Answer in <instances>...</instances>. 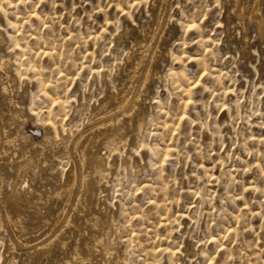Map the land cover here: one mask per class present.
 Listing matches in <instances>:
<instances>
[{
	"label": "rangeland",
	"instance_id": "374dc122",
	"mask_svg": "<svg viewBox=\"0 0 264 264\" xmlns=\"http://www.w3.org/2000/svg\"><path fill=\"white\" fill-rule=\"evenodd\" d=\"M254 4L257 20L236 18L238 9L248 13ZM151 33L156 36L153 47L161 49L155 50L154 64L151 49L143 48ZM0 36V51L12 55L17 81L10 98L0 93V106L21 98L23 110V118L12 119L16 126L11 121L5 127L8 136L18 135L21 151L31 147L29 135L36 141L52 137L44 157L33 150L31 156L36 157L34 170H43L46 180L40 206L61 225L52 230L53 222L46 225L34 213L36 206L21 210L27 238L8 225L2 229L0 264H63L76 248L84 249L89 235L85 220L101 218L98 230L103 231L108 213L116 219V252L109 256L101 248L99 254L95 236L89 243L97 250L92 263L264 264V0H0ZM151 65V79L140 94ZM124 92L142 95L139 111L131 119L119 115L121 124L106 133H94L96 141L85 150L89 194L76 205L74 190V200L64 209L54 192L71 181L77 164L72 145L83 128L92 126L90 116L101 112L103 102L115 105ZM20 150L7 152L11 157ZM2 161L4 212L15 206L9 196L18 179L15 166ZM11 238L15 248L8 245ZM49 242L45 254L32 249Z\"/></svg>",
	"mask_w": 264,
	"mask_h": 264
},
{
	"label": "bare ground",
	"instance_id": "6f19581e",
	"mask_svg": "<svg viewBox=\"0 0 264 264\" xmlns=\"http://www.w3.org/2000/svg\"><path fill=\"white\" fill-rule=\"evenodd\" d=\"M162 3V2H161ZM165 3H166V1H165ZM255 3V2H254ZM236 5H237V3H235ZM255 5H257V4H254V7L248 12V13H245L244 12V10L243 9H238L237 8V6H235V9L234 10H237L238 9V11H239V14L237 15V17L236 18H238V16H239V18H241V19H245V18H247L248 19V21L249 20H251V21H254V20H257V17H256V6ZM241 6V5H240ZM233 10V11H234ZM258 11V10H257ZM235 13V12H234ZM257 22V21H256ZM259 22V21H258ZM242 23V22H241ZM261 23V22H260ZM257 24V23H256ZM263 24V23H262ZM254 25V24H253ZM261 25V24H260ZM157 27V26H156ZM256 27H257V25H256ZM142 28H144V27H142ZM142 28H140V29H142ZM158 28V27H157ZM127 29V28H126ZM125 29V30H126ZM155 29V28H154ZM160 29V28H159ZM128 30V29H127ZM141 31V30H140ZM151 31V30H150ZM257 31V30H256ZM260 31V30H259ZM262 31V30H261ZM156 32H158L157 30H156ZM2 33V32H1ZM150 33V32H149ZM153 33V32H152ZM151 33V34H152ZM159 33V32H158ZM125 34V33H124ZM147 35H148V33H147ZM160 35V34H159ZM158 35V36H159ZM4 36V35H3ZM152 39L149 41L148 39V43H149V45L147 46V44H145L146 45V47H144L143 46V48H145V52H147V51H149L150 49H151V51H149L148 53H150L151 52V56H150V64H152L155 60H156V58H157V51H155L157 48H158V45H156L155 47H153V45H155L154 43L156 42L155 40V34L153 35L152 34ZM1 37V36H0ZM119 37V36H118ZM122 37V36H121ZM124 37V36H123ZM122 37V38H123ZM150 37V36H149ZM2 38V37H1ZM1 38H0V46H1V42H2V40H1ZM121 38V39H122ZM146 38V37H145ZM161 38V37H160ZM119 39H120V37H119ZM157 39H159V38H157ZM159 41V40H158ZM158 41H157V43H158ZM145 42H146V40H145ZM161 42V41H160ZM141 43H142V41H141ZM141 43L139 44V47H142V45H141ZM143 44V43H142ZM4 45V44H3ZM2 45V46H3ZM137 45H138V43H137ZM137 45L135 46L136 48H137ZM141 45V46H140ZM161 45V44H160ZM159 49L160 48H158V51H159ZM2 50V49H1ZM161 50V49H160ZM5 51V50H4ZM140 51V50H139ZM144 51V50H143ZM137 52V51H136ZM141 52H142V49H141ZM141 52L139 53V55L141 54ZM10 53V52H9ZM8 54V53H7ZM7 54H5V53H2V51H0V93L1 94H3V96H4V98H5V96H8V98H10V95L11 94H13L14 93V85L16 84L15 83V79H14V77H13V75H12V71L13 70H11V67H12V65H14V64H12L13 63V61H12V58H11V56L10 55H7ZM143 54V53H142ZM160 54V53H159ZM136 55V54H135ZM144 55V54H143ZM149 56V55H148ZM141 57V56H140ZM143 57V56H142ZM129 58V57H128ZM138 58V57H137ZM146 58V57H145ZM130 59H131V57H130ZM142 59H144V58H142ZM147 59V58H146ZM137 60V59H136ZM132 61H135L134 59L132 60ZM138 61V60H137ZM129 62V61H128ZM136 62V61H135ZM141 62V61H140ZM144 62V61H143ZM143 62H142V64H143ZM148 62V63H149ZM136 64V63H135ZM140 64V63H139ZM154 64V63H153ZM156 64H157V62H156ZM128 65H129V63H128ZM132 65V64H131ZM137 65V64H136ZM146 65V64H145ZM144 65V66H145ZM140 66V65H139ZM139 66H137V67H139ZM144 66H143V68H144ZM149 66V65H148ZM118 67V66H117ZM120 67V66H119ZM129 67V66H128ZM133 68H134V64H133V66H132ZM136 67V66H135ZM146 67V66H145ZM151 67H152V65L149 67V68H147V70H145V76H144V83H143V85H142V87H141V89H140V91H139V93L141 94V93H143L144 92V90H146L145 88H146V83H147V80L150 78V76H151V73H153V71L151 70ZM125 68H127V67H125ZM124 69V68H123ZM122 68H121V71L123 70ZM128 69V68H127ZM136 69V68H135ZM119 71H120V69H118ZM117 70V71H118ZM132 71V69H129V71ZM134 70V69H133ZM128 71V70H127ZM126 71V72H127ZM141 71V70H140ZM136 71H134V73H135ZM142 72V71H141ZM140 72V73H141ZM123 73H124V71H123ZM128 73H130V72H128ZM133 73V72H132ZM133 73V74H134ZM131 74V73H130ZM129 74V75H130ZM143 74H144V72H143ZM142 74V75H143ZM122 75V74H121ZM124 75V74H123ZM128 75V74H127ZM137 75V74H136ZM140 74H138L137 76H139ZM125 76V75H124ZM135 76V75H134ZM157 76H158V78L157 79H161V76L159 75V74H157ZM94 77V76H93ZM92 77V78H93ZM132 77V76H131ZM120 79H121V77H119ZM136 78V77H135ZM134 78V79H135ZM143 78V77H142ZM95 80H96V78H94ZM137 79V78H136ZM151 79V78H150ZM124 80V79H123ZM93 81V80H92ZM120 81H122V80H120ZM125 81V80H124ZM128 81V80H127ZM126 81V82H127ZM129 81H130V77H129ZM132 81H133V78H132ZM150 81V80H149ZM17 82V81H16ZM124 83V82H123ZM128 83V82H127ZM134 84V83H133ZM124 85V84H123ZM132 85V84H131ZM140 85V84H139ZM148 85H149V83H148ZM130 86V85H129ZM129 86H128V88H129ZM148 87V86H147ZM107 88V87H106ZM132 87H130V89H131ZM124 89V88H123ZM135 90H137V88L135 89L134 88V91ZM123 91H126V90H123ZM132 91V90H131ZM138 91V90H137ZM15 93H16V91H15ZM14 93V94H15ZM106 93V92H105ZM138 93V92H137ZM145 93V92H144ZM146 93H147V91H146ZM111 94V93H110ZM134 93H130V92H124L121 96H118L117 94V96L119 97L118 99H117V103L114 105H112V106H109V105H111L112 104V102H111V104H109L110 103V101H107L106 102V100L105 99H102L104 102L103 103H105V104H101L102 103V101L100 102V105H102V106H100V109L99 110H101V112L99 111V113H97L96 112V114L94 113V115L93 116H90V117H92L91 118V120H90V122L92 123V124H90V125H92L89 129L86 127V129H88L87 131H84V128L82 129V133L81 134H79V137L78 136H76V137H78V138H76L77 140H75V142H74V144L72 145V147H73V155L75 156V161H77V164H78V166H79V169L76 167L77 166V164L75 165V167H74V165H73V170H72V174H71V178H69V179H71V181L69 182V183H65V184H67V185H65V187L64 188H61V189H59L58 191H55L54 192V196L56 197V198H61L62 200H63V202H61V203H63V206H64V209L65 208H67L70 204H71V199H72V197H73V195L75 194V192H74V190H76L77 189V191H76V193L78 192V199H77V201H74V202H77L76 203V205L77 204H79V202L80 201H83L82 200V196H83V194L85 193V192H87V186H88V182H87V178H88V176H89V172L88 171H86V164H87V162H88V155H87V152L85 151V150H87L86 148L88 147V145L90 144V141L92 142V139H95V138H93L94 136V133L95 132H99V131H104V130H108V129H111V128H114L115 126H117V125H119V123L121 124V121H122V119H123V117H121V118H119V115L120 116H127L128 117V119L130 118L131 119V117H133V115L136 113V111H139V108L141 107V105L142 104H140V102H141V96L142 95H133ZM1 96V95H0ZM14 96V95H13ZM13 96H11L12 98H14ZM112 96H114V95H112ZM117 96H115L116 98H117ZM105 97V96H104ZM143 97H145V96H143ZM2 98V97H1ZM15 98H17L16 96H15ZM14 98V99H15ZM141 98V99H140ZM3 99V98H2ZM21 99V98H20ZM20 99H18V103H19V100ZM1 100V99H0ZM6 100L7 99H4V100H2V101H4L5 103H6ZM107 100H111V99H107ZM116 100V99H115ZM114 100V101H115ZM146 100V99H145ZM8 102H9V105H11V106H14L15 107V111H11V109H10V106L9 105H5V106H0V141H1V138L3 137L6 141V143H5V145H4V147H1L0 148V160L2 161V160H4L5 161V163L6 164H10V165H14L15 166V168H16V170H17V174H16V177H17V181L14 183V185H13V187H12V190H11V193H10V196H9V200L11 199L13 202H14V204H15V206H13L11 209H9L8 207L4 210V212H2L1 211V209H2V207L0 206V232H1V230L2 229H5V227L8 225L9 227H11L12 228V230L13 231H18L19 233H20V237H25L26 235H28V232H29V227H27L26 226V224L24 223V216H23V214H22V212H25V210L27 209V208H33L34 206H36V208H34V209H36L37 210V212H34V213H36V214H41L42 215V221H43V223H45L46 225L49 223H51L52 224V219H53V216L50 218V216H49V214L47 215V213L44 215V211L42 210V207L40 206V205H42L44 202H43V198L44 197H42L43 195H42V191H41V189H43L44 187H43V185H42V182L44 181V179L42 180L41 179V172L43 171H41L40 169H42L41 167L40 168H38V170H40V171H36V170H34V167L36 166H34V162L36 161H34V158H36V157H32L31 156V151L33 150L34 151V153L36 154H40V156L41 157H44V153L47 151V150H49L48 148H49V143H50V140H51V138L48 136V134L45 136V137H43V139H41V140H34V139H32V136H30L29 135V137H27L26 139H27V142L30 144V148L28 147V145L27 146H25V149H24V151H21L20 149L22 148V146H21V144H20V141H19V139H18V135L16 136V137H11V136H8V132H7V127H5V125L7 124L6 122H11L12 121V119L14 118H17V117H19V118H21L22 117V114H23V110H22V108L20 107V104H18V103H16V101L15 100H13V99H10V101H9V99L7 100ZM15 101V102H14ZM1 102V101H0ZM21 103V102H20ZM115 103V102H114ZM142 103V102H141ZM1 104V103H0ZM144 104H146V103H144ZM3 105V104H2ZM99 106V105H98ZM147 106V105H146ZM8 107H9V109H8ZM14 107H13V109H14ZM145 108H147V107H145ZM12 109V110H13ZM24 109V108H23ZM143 109V108H142ZM95 110H97V109H95ZM141 110V109H140ZM25 111V110H24ZM142 111V110H141ZM144 111V110H143ZM142 111V112H143ZM114 112H118V113H120V114H118V116H115V115H117V114H113ZM141 113V112H140ZM25 114V113H24ZM91 114V113H90ZM25 117H27V116H25ZM126 117V118H127ZM23 118V117H22ZM28 118V117H27ZM139 118V117H138ZM142 118V117H141ZM25 119V118H24ZM95 119H97V120H95ZM135 119H136V117H135ZM21 120V119H20ZM88 120V119H87ZM95 120V121H94ZM125 120V119H124ZM123 120V121H124ZM22 121V120H21ZM128 121V120H127ZM23 122H25V120H23ZM22 122V123H23ZM15 124L16 122H14V121H12V123L11 124ZM21 123V124H22ZM19 124V123H18ZM20 124V125H21ZM24 124V123H23ZM86 124V123H85ZM87 124H88V122H87ZM10 125V124H9ZM9 125H8V127H9ZM12 126V125H11ZM15 126H16V124H15ZM8 129H10V128H8ZM85 129V130H86ZM10 131H12V130H10ZM84 131V132H83ZM17 132V131H16ZM25 132V131H24ZM105 133H106V131H104ZM112 131H110V133H111ZM21 133V132H20ZM47 133V132H46ZM49 133V132H48ZM103 133V132H102ZM101 133V134H102ZM14 134V133H13ZM17 134V133H16ZM22 134V133H21ZM96 134V133H95ZM99 134V133H98ZM104 134V133H103ZM12 136H14V135H12ZM27 136V135H26ZM73 136H74V134H73ZM95 136H97V135H95ZM99 137V136H98ZM97 138V137H96ZM3 139V140H4ZM71 139V138H70ZM82 141H86V144L84 145V144H82V146L84 145V147L81 149L80 148V145H81V142ZM95 141H96V139H95ZM26 142V141H25ZM55 142V141H54ZM3 143H4V141H3ZM59 143V142H58ZM67 143V142H66ZM68 143H70L69 141H68ZM67 143V144H68ZM51 144V143H50ZM95 144H96V142H95ZM58 145V144H57ZM2 146V145H1ZM68 146V145H67ZM11 147V148H10ZM59 147V146H58ZM62 147H66V146H62ZM15 149V150H20L19 151V153L16 151V153H13L14 155H12L11 157H9V154L8 153H11V152H7V150H9V149ZM91 149V148H90ZM62 150H65V149H62ZM89 150V149H88ZM91 153H92V151H90ZM71 153H72V151H71ZM51 154H52V152H51ZM48 156V155H47ZM51 156V155H50ZM37 158H39V157H37ZM40 159V158H39ZM48 159L46 158V161H47ZM74 160V159H73ZM4 161H2V162H4ZM44 161V160H43ZM42 161V162H43ZM50 161V160H49ZM52 161V160H51ZM38 162V161H37ZM40 162H41V160H40ZM39 162V163H40ZM48 162V161H47ZM76 163V162H75ZM74 163V164H75ZM50 164H53V163H51L50 162ZM40 165V164H39ZM44 165V164H43ZM43 165H41L42 167H43ZM48 166H49V164H47ZM46 165V166H47ZM47 166V167H48ZM72 168V167H71ZM36 169V168H35ZM43 169H44V167H43ZM46 169V168H45ZM44 171H46V170H44ZM49 172V171H48ZM48 172H46V176L48 175L47 173ZM43 174V173H42ZM45 175V174H44ZM43 175V176H44ZM54 175V174H53ZM45 176V177H46ZM54 177V176H53ZM51 178V177H50ZM55 178V177H54ZM67 178V179H68ZM47 179V178H46ZM49 179V178H48ZM48 179H47V181H48ZM57 179V178H56ZM46 181V180H45ZM44 181V183H46ZM52 182V181H51ZM53 182H54V179H53ZM59 182V181H58ZM36 184H39V185H41V186H39V188L38 189H35L34 190V185H36ZM64 184V183H63ZM46 186V185H45ZM38 186H36V188H37ZM47 187H49V186H47ZM50 187H52V186H50ZM56 188V187H55ZM54 189V188H53ZM57 189V188H56ZM55 190V189H54ZM53 190V191H54ZM89 190V189H88ZM47 191H49V192H52V190H51V188H48L47 189ZM92 191H93V188H92ZM91 191V192H92ZM2 192V191H1ZM74 192V193H73ZM94 192H96V191H94ZM88 193V192H87ZM49 194V193H48ZM47 194V195H48ZM89 194V193H88ZM1 195V194H0ZM3 195V194H2ZM22 195L23 196H25V199H22ZM46 195V194H45ZM84 196H86V194L84 195ZM88 196H90V195H88ZM87 196V197H88ZM1 197V196H0ZM50 197H52V195L50 196ZM94 197V196H93ZM5 198H7V197H5ZM48 198V197H47ZM54 198V197H53ZM84 198V197H83ZM102 199V198H101ZM100 199V200H101ZM20 200H23V201H25V202H23V201H21V205H18V203L20 204V202H18V201H20ZM46 200V199H45ZM56 200H58V199H56ZM72 200H74V199H72ZM89 200H90V198H89ZM1 201V200H0ZM48 201V200H47ZM53 201H54V199H53ZM52 201V203H54ZM60 201V200H59ZM18 202V203H17ZM85 202V201H84ZM88 202V201H87ZM90 202V201H89ZM88 202V203H89ZM2 202H0V204H1ZM4 203V202H3ZM57 203V202H56ZM60 203V202H59ZM60 203V211H61V207H62V204ZM73 203V202H72ZM85 204H86V202H85ZM91 204V203H90ZM8 205V204H7ZM6 205V206H7ZM73 205H74V203H73ZM79 205H82V203L81 204H79ZM84 205V204H83ZM2 206H3V208H4V205L2 204ZM54 205H52V207H53ZM56 206V205H55ZM49 207V206H48ZM51 207V208H52ZM84 207V206H83ZM46 208V207H45ZM69 208H71L72 209V207H69ZM76 208V207H75ZM82 208V207H81ZM87 208V207H86ZM86 208H85V210H86ZM102 208V207H101ZM104 208H105V206H104ZM104 208H103V210H104ZM106 208H107V206H106ZM68 209V208H67ZM71 209H70V211H71ZM90 209V208H89ZM3 210V209H2ZM21 210H22V212H21ZM29 210V209H28ZM45 210V209H44ZM55 210H56V207H55ZM72 210H74V208L72 209ZM76 210H78V209H76ZM75 210V211H76ZM49 211V210H48ZM47 211V212H48ZM52 211V210H51ZM51 211H50V213H51ZM94 211V210H93ZM105 211H107L106 209H105ZM110 211H111V209H110ZM27 212V211H26ZM32 212V211H31ZM53 212H54V210H53ZM63 212H64V210H63ZM68 212H69V210H68ZM67 212V213H68ZM89 212H90V210H89ZM91 212H92V210H91ZM112 212V211H111ZM110 212V213H111ZM114 212V211H113ZM30 213V212H29ZM60 213V212H59ZM64 213H66V212H64ZM66 213V214H67ZM74 213H78V212H74ZM79 213H81L82 214V212L81 211H79ZM78 213V214H79ZM85 213H86V211H85ZM95 213V212H94ZM99 213V212H98ZM103 213V212H102ZM115 213V212H114ZM27 214H28V212H27ZM57 213H55L54 215H56ZM62 214V213H61ZM80 214V215H81ZM101 214V213H100ZM104 214H105V212H104ZM60 215V214H59ZM59 215H58V218H59ZM70 215V214H69ZM71 215H72V213H71ZM70 215V216H71ZM85 215V214H84ZM106 215H107V213H106ZM34 216V215H33ZM63 216V215H62ZM62 216H60L61 218H60V220L61 219H63L62 218ZM91 218H93L91 215H89ZM94 216V215H93ZM114 215H111V214H109L108 213V215L106 216V220H105V223H103V225L105 224V226L107 227V228H105L106 230H103V231H99L98 229H99V227L101 228V225H100V223H102V221L101 220H99V219H101V218H93V219H90V218H85L84 220H85V222L86 223H84V224H86V227H87V229H86V231H87V233H89V235L87 236V239H86V241H85V243H84V249H81L82 251H80V250H78L77 248H76V246H75V248H76V251H75V253L73 254V257H72V259L71 260H66L65 262H63V264H74L73 263V261H76V260H78V259H81V260H83L84 261V263L87 261V262H91L93 259H92V256L97 252V250L98 251H100L101 250V248L103 249V251H105V253L107 254V255H115V252H116V249H115V243L113 242L114 240H113V237H114V233H113V229L115 228V224H116V219H114V217H113ZM26 217H27V215H26ZM29 217H31L30 216V214H29ZM36 217V216H35ZM64 217V216H63ZM77 217H78V215H77ZM85 217H86V215H85ZM95 217H97L96 215H95ZM33 218V217H32ZM40 218V217H39ZM55 219H56V216L54 217ZM68 218V217H67ZM34 219V218H33ZM37 220H39L38 218H36ZM40 220V221H41ZM59 220V219H58ZM102 220H103V218H102ZM41 221V222H42ZM70 218H69V221L67 222V223H70ZM73 221V220H72ZM76 221V220H75ZM101 221V222H100ZM28 222V221H27ZM26 222V223H27ZM39 222V221H38ZM65 222V221H64ZM77 222V221H76ZM30 223V222H29ZM63 223V222H62ZM75 223V222H74ZM66 224V223H65ZM73 224V223H72ZM71 224V226L73 227V225ZM76 224V223H75ZM32 225V224H31ZM40 225H41V223H40ZM39 225V226H40ZM42 225H44V224H42ZM61 226L60 224H59V221H54L53 222V224H52V230H54L57 226ZM68 225V224H67ZM78 225V224H77ZM81 225V224H80ZM79 225V226H80ZM117 225V224H116ZM66 226V225H65ZM44 227V226H43ZM48 227V226H47ZM77 227V226H76ZM85 227V228H86ZM117 227V226H116ZM45 228V227H44ZM70 228V227H69ZM78 228V227H77ZM76 228V229H77ZM8 229V228H7ZM6 229V230H7ZM41 229H42V227H41ZM59 229V228H58ZM75 229V230H76ZM31 230H33V229H31ZM30 230V231H31ZM47 230V229H46ZM50 230V229H49ZM51 230V231H52ZM79 230H81V229H79ZM3 231V230H2ZM13 231H11V233L10 234H12V232ZM50 231V232H51ZM55 231V230H54ZM57 231V230H56ZM61 231V230H60ZM62 231H64V230H62ZM84 232V231H83ZM82 232V233H83ZM4 233V232H3ZM7 233V232H6ZM34 233V232H33ZM33 233H31V234H33ZM52 233V232H51ZM50 233V234H51ZM62 233V232H61ZM76 233V232H75ZM79 233V232H78ZM86 233V232H85ZM86 233V234H87ZM54 234V233H53ZM85 234V235H86ZM15 235H17V233L15 234L14 233V236ZM48 235V234H47ZM52 235V234H51ZM55 235L57 236V235H59V234H56L55 233ZM10 237L12 236V235H9ZM19 236V235H18ZM48 236H50V235H48ZM54 236V235H53ZM60 236V235H59ZM95 236H99V241H97V244L95 245V247L97 248V250H96V252L94 251L95 249H93V250H91L90 249V246H89V243H90V241L92 242V240H93V238H96ZM7 237H8V235H7ZM9 237V238H10ZM47 237V236H46ZM51 237V236H50ZM84 237V236H83ZM16 238V237H15ZM19 238V237H18ZM25 238H27V237H25ZM57 238H58V236H57ZM82 238V237H81ZM116 238V237H115ZM13 238H11L10 240H8V242H9V244L8 245H10V246H14L13 245V243H12V240ZM50 239V238H49ZM53 239V238H52ZM98 239V238H97ZM24 240V239H23ZM48 240V239H47ZM46 240V241H47ZM54 240H57V239H54ZM66 240V239H65ZM83 240V239H82ZM115 240H117V239H115ZM13 241H14V239H13ZM19 241V240H18ZM49 241V240H48ZM60 241V240H59ZM17 242V241H16ZM63 241H61V243H62ZM67 242V241H66ZM84 241H82V243H83ZM25 243V242H24ZM53 243V242H52ZM64 243V242H63ZM62 243V245H65V244H63ZM69 243V242H68ZM67 243V244H68ZM78 243V242H77ZM81 243V244H82ZM118 243V242H117ZM6 244H7V242H6ZM18 244H19V242H18ZM21 244V243H20ZM23 244V243H22ZM29 242H26V244L25 245H27V247L29 246ZM46 244V243H45ZM49 245H47V246H45L44 247V245H36V246H33L32 247V249H34L35 250V252L36 253H38V252H41V250H42V252L44 253L46 250L44 249V248H48L49 246H50V244H51V242H49L48 243ZM58 244H60V243H58ZM55 245H57V244H55ZM62 245H60V246H62ZM90 245H93V244H90ZM22 246H24V245H22ZM70 246V245H69ZM72 246V245H71ZM117 246V245H116ZM16 246H14V248H15ZM81 247V246H80ZM92 247V246H91ZM94 247V248H95ZM118 247H119V245H118ZM12 248V247H11ZM31 248V247H30ZM62 248V247H61ZM64 248H65V246H64ZM63 248V249H64ZM75 248H73V249H75ZM117 248V247H116ZM43 249L45 250V251H43ZM50 249V248H49ZM69 249H70V247H69ZM100 249V250H99ZM120 249V248H119ZM14 250V249H13ZM12 250V251H13ZM31 249H29V251H30ZM69 251V250H68ZM35 252H34V254H35ZM102 251H100L99 252V254L101 253ZM50 253V252H49ZM118 253V252H117ZM45 254V253H44ZM119 254V253H118ZM121 254V253H120ZM47 255V254H46ZM99 256V255H98ZM102 256V255H101ZM100 256V257H101ZM106 256V255H105ZM49 257H51V256H49ZM53 257V256H52ZM55 257V256H54ZM53 257V258H54ZM97 257V256H96ZM113 257V256H112ZM111 257V258H112ZM120 257H121V255H120ZM53 258H52V260H53ZM68 258H70V257H68ZM93 258H95V257H93ZM107 258V257H106ZM54 259H56V258H54ZM108 259V258H107ZM120 259V258H119ZM97 260H98V258H97ZM112 260V259H111ZM115 260V259H114ZM113 260V261H114ZM118 260V259H117ZM38 261V260H37ZM55 261V260H54ZM54 261H53V264H54ZM57 261V260H56ZM83 261H82V263H83ZM106 261V260H105ZM113 261H110V262H112L113 263ZM119 261V260H118ZM118 261H116V262H118ZM121 261V260H120ZM50 262V261H49ZM48 262V263H49ZM77 262H79V261H77ZM115 262V261H114ZM115 262V263H116ZM39 263V262H38ZM57 263V262H56ZM60 263H62V261L60 262ZM81 263V264H82ZM97 262H94L93 261V263L91 262L90 264H96ZM49 264H51V263H49ZM78 264H80V263H78ZM107 264H108V262H107ZM120 264V263H119Z\"/></svg>",
	"mask_w": 264,
	"mask_h": 264
}]
</instances>
